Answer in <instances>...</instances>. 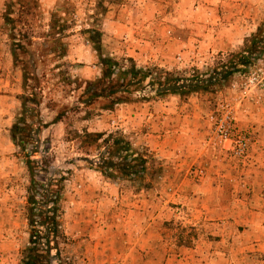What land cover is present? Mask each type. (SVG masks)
I'll list each match as a JSON object with an SVG mask.
<instances>
[{
    "label": "rangeland",
    "instance_id": "1",
    "mask_svg": "<svg viewBox=\"0 0 264 264\" xmlns=\"http://www.w3.org/2000/svg\"><path fill=\"white\" fill-rule=\"evenodd\" d=\"M99 1L26 2L27 26L15 23L13 34L19 40V32H26L31 46L21 42L24 52H18L20 63L14 65L12 26L4 15L13 3L11 17L17 20L20 7L16 0H0V95L11 97L0 101V264H22L32 234L25 154L35 145L21 151L10 129L21 113V96L35 87L41 98L37 120L48 125L35 133L32 159L46 162V172L36 181L64 178L58 253L53 249L49 256L53 264H264V52L207 92L156 96L147 80L84 106L87 84L101 78L102 67L81 33L99 31L104 55L120 70L135 66L152 71V78L166 73L207 78L242 52L258 29L264 31V0H121L105 3L104 15L96 7ZM138 3L147 4L149 19L143 24ZM68 6L77 11L62 40L66 55L58 59L48 55L54 44L44 37L51 14ZM135 53L152 57L137 59ZM118 77L111 82L114 87L122 82ZM114 98L121 101L112 105ZM226 105L232 106L235 133L249 139L244 160L216 139L208 119L220 117ZM164 108L172 111V120L167 126L163 120L153 124L150 115H161ZM61 113V122L52 124ZM175 114H188L189 121H175ZM178 125L186 134L182 148L168 155L149 147L154 126ZM83 131L103 133L105 149L82 144ZM116 138L145 160L140 177H124L117 170L104 175L96 168L102 157L109 159L106 153Z\"/></svg>",
    "mask_w": 264,
    "mask_h": 264
},
{
    "label": "trees",
    "instance_id": "2",
    "mask_svg": "<svg viewBox=\"0 0 264 264\" xmlns=\"http://www.w3.org/2000/svg\"><path fill=\"white\" fill-rule=\"evenodd\" d=\"M28 1L30 3L32 2V0H16L15 4L20 7L16 14L17 20H14L11 17V15H13L11 4L13 3H10V7L4 15L6 24L12 26V57L14 65L20 63L21 56L18 52H24V44L21 42H27V45L31 46V40L28 39L26 32L24 34L19 32L18 36L22 37L19 40H16V35L13 34L15 23L27 26V20L24 18L29 14L30 10L27 8L28 10L26 12L24 8L28 7ZM119 2H121V0H100L96 7L101 10L100 15H104L107 10L105 3L113 4ZM68 4L69 3H67V5ZM76 11V9L72 10V8L68 6V8L61 14L58 12L51 14L48 32L44 37L48 40H52L54 44L50 50V54H48L49 56H54L58 59L65 57L68 46L62 43V40L67 38V36L64 35L66 31L70 29L68 21L71 20V16L74 15ZM72 21L74 20L72 19ZM81 33L88 36L87 42L92 45L94 53L102 67L101 78L96 82L87 84L85 93L88 94V97L82 102L84 106L90 105L91 102L96 99L116 96L118 93L127 91L131 86H141L147 80V86L151 87L156 96L177 95L179 97H186L193 94L207 92L214 86L227 82L234 73L240 72L242 69L252 65L264 52V31L258 29L256 35L246 41L242 52L234 54L232 56V61H230L227 66H223L220 71L214 70L207 78H203L199 75L188 79L177 78L168 73L163 76H158L156 74V76L152 78V71H142L135 66H132L129 69L120 70L118 62L111 57L104 55L101 33L99 31L85 29ZM55 37H61V39L55 40ZM129 61L132 62V60ZM117 74H119L118 80H121L122 82L117 87H114L111 82ZM23 81L25 89L27 88L26 84L28 81L25 72ZM104 82H107L108 86H104ZM35 88L31 90L32 92L30 95L24 94L21 96V113L10 129L13 144L17 148H20L21 151L25 152L29 145H35L30 152L25 154V163L30 176L27 218L29 220V225L32 228V234L30 235L29 248L23 252L22 264H53L52 261L49 260V256L53 249L57 251L58 246V204L61 194V183L64 178L50 179L45 183L36 181V177L41 176L43 175L41 173L46 172V170H44L46 167H43V165H46V162L45 160L39 162L38 160L32 159L34 154L37 153V140L35 139V133L48 125L42 124L40 120H37L39 116L38 107L41 105V98L36 94L37 92L35 91ZM120 101L121 98H114L111 104L115 105ZM63 115V113L57 115L52 124L61 122ZM35 119L36 122H34ZM104 137L105 135L103 133H90L83 131L81 135V143L86 145V147L95 146L98 150L105 149L108 141L104 139ZM106 155L109 159L107 160L105 157H102L100 163L96 166V168L104 175L109 171L117 170V172L124 177L132 175L140 177L145 171V160L138 155L135 156V154L130 151L128 143L122 138H116L113 140L112 147L111 149H108ZM113 159L119 160V162H114ZM83 160L92 166L93 163L90 160H87V158H84ZM43 170L44 172H42ZM109 176L111 175L109 174ZM56 257L58 258V255Z\"/></svg>",
    "mask_w": 264,
    "mask_h": 264
},
{
    "label": "crops",
    "instance_id": "3",
    "mask_svg": "<svg viewBox=\"0 0 264 264\" xmlns=\"http://www.w3.org/2000/svg\"><path fill=\"white\" fill-rule=\"evenodd\" d=\"M147 4H143V3H138L136 4V12H138L139 16H138V22H142L145 23L146 21L148 22L149 17H147V14L145 15ZM139 27H141V24L137 26V30H139ZM128 32H133V27H129L127 28ZM226 48H231L232 50V45L228 44L226 46ZM134 57H136L137 59H149L150 57H152V53H135ZM151 59V58H150ZM11 65V64H10ZM10 95H4L1 96L0 95V101L5 100V99H10L11 97H9ZM164 112L163 114H158L156 116H152L150 115V120H153V124H155L157 122V120H163L164 123L167 124L172 120L171 117H169V114L172 112L169 108L166 109L164 108ZM0 112H2V110L0 109ZM160 115V116H159ZM176 119L175 121H180L181 123H184L187 121H189V115H184V114H180V117L178 114H175ZM174 120V119H173ZM2 118H0V124L2 123ZM158 125V122L156 123ZM155 124V125H156ZM178 126H174V128H166L164 130H158L156 126H154V133L152 135H149L150 140L149 143L153 142L152 144H149V147H154V150H158L161 153H166L168 155H170L171 149H180L182 148L183 145H185V142L183 143V137L184 134L182 129H179ZM142 136L139 137V139H141ZM154 139V140H152ZM155 142V143H154ZM181 151V150H180ZM174 153V152H173ZM207 182H204L203 185H205Z\"/></svg>",
    "mask_w": 264,
    "mask_h": 264
},
{
    "label": "built area",
    "instance_id": "4",
    "mask_svg": "<svg viewBox=\"0 0 264 264\" xmlns=\"http://www.w3.org/2000/svg\"><path fill=\"white\" fill-rule=\"evenodd\" d=\"M263 80L260 81L262 87H264ZM208 119L213 124L216 139L225 146V149L236 159H246L250 150L249 139L235 133L232 106L226 105L220 117L210 115Z\"/></svg>",
    "mask_w": 264,
    "mask_h": 264
}]
</instances>
